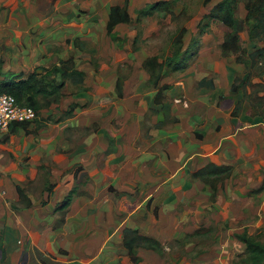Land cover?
<instances>
[{"label": "crops", "instance_id": "crops-1", "mask_svg": "<svg viewBox=\"0 0 264 264\" xmlns=\"http://www.w3.org/2000/svg\"><path fill=\"white\" fill-rule=\"evenodd\" d=\"M98 1L104 0H35L32 11L30 0H7V9L0 11V16L11 26L4 25L3 32L7 33L9 26L8 33L25 35L26 46L36 51L29 57L31 65H55L57 57H64L63 52H52L60 40L57 36H88L95 25L106 33ZM20 65L4 63L0 81L25 77ZM217 84L211 85L214 89L201 87L195 95L190 88L185 90V107L175 111L179 120L170 131L155 129L145 144L136 140L139 134L135 131L98 129L81 140L83 147L80 141L65 156L69 143L63 139L64 127L74 125V117L40 123L46 111L42 108L34 131L20 127L8 141H1L0 170L14 176L47 164L48 156L60 166L57 168L77 162L83 167L77 173L78 183L83 176L78 186L70 184L72 173L65 178L69 184L63 187L76 189L66 212L57 209V194L46 202L45 193V203L22 207L16 203L19 196L14 188L7 200L0 201L6 264H19L21 254L28 256L25 264L32 262L29 254L37 264L34 251L59 262L61 250L67 264H230L233 256L244 253V244L230 234L227 238H185L201 227L224 226L227 221L234 222L228 225L230 229L244 230L257 225L263 218L258 214H264V118L251 117L247 101L241 110L237 109L239 99H228L226 106H219L223 95L216 90ZM156 94L150 108L155 107ZM78 110L77 106L72 113L78 114ZM92 110L90 106L83 113ZM138 122L139 117H133L131 128L136 129ZM52 125H59L60 130L54 128L51 133ZM24 156L27 161L22 162ZM209 163L230 167L228 174L215 182L214 190L204 179L192 176ZM131 229L154 239L162 249L166 244L164 255L135 246L133 260L123 243L124 232Z\"/></svg>", "mask_w": 264, "mask_h": 264}, {"label": "rangeland", "instance_id": "rangeland-1", "mask_svg": "<svg viewBox=\"0 0 264 264\" xmlns=\"http://www.w3.org/2000/svg\"><path fill=\"white\" fill-rule=\"evenodd\" d=\"M30 1L31 9L34 11L35 0ZM155 1L158 0H129L130 20L114 27V38L108 36L107 32L105 33V30L99 25H95L96 28L88 36L75 37L71 35L69 38H66L65 35L57 36L60 40L58 44L53 45L52 52L55 51L58 54L63 52V59L57 57L58 63L60 60H73L75 73L65 80L64 85L55 95L39 100L41 108L46 110L45 113L43 112L41 117L40 111L35 113L32 122H27L25 126L31 127L34 131L35 126H38L39 119H42L40 123H55L74 117L75 124L64 127L63 139L69 143L68 150L63 151L65 156L83 138L86 139L92 133H97L98 129L108 130L109 133H112L113 130L135 131L139 134L136 140L145 144L156 133L155 129L170 131L179 120L175 111L185 107V90L190 88V92L195 95V91L201 87L211 89L213 87L211 85H216L217 82L215 88L223 95L219 97V106H226L228 99L231 102L239 99L238 109L242 107L244 101H247L250 105L248 114L251 117L260 115L264 118V91L258 85L260 83L264 85V66L255 61L257 67H260V70H256L254 59L248 54L255 49L253 42L256 40L257 45L264 46V38L259 37L249 41L250 24L244 22L247 17L244 5L249 0H241L236 12L240 23L238 30L240 44L243 47V51L238 52L241 54L240 59L237 55L225 53L221 49V43L231 29L210 17L215 15L214 6L220 0H176L168 12L154 13L146 17L140 16L139 11ZM122 2L123 0L98 1L96 7L100 10L99 14L102 19L105 20L109 6ZM103 3L106 4L103 5ZM7 6V0H0L1 12L5 11ZM63 10L61 9L62 12ZM1 16L0 69L6 62L14 64V66L20 62L21 65L18 68L21 73L25 74L24 76L41 67L50 69L53 64L48 67L30 64L31 58L29 59V57L36 53L31 49L35 48L26 46L27 42L23 41L25 35H20V32L8 33L11 23L4 21ZM138 16H140L139 19H137ZM94 21L97 22L98 19L94 18ZM4 25H9L5 34L3 32ZM198 25L206 26L204 33L200 34ZM182 28H185L186 32L181 38V44H176ZM193 37L199 39V46L189 45ZM71 43L73 46H70ZM173 52H177L179 59L186 65L185 68L172 71L171 67H166L155 86L149 82V73L143 66L144 60L151 56H157V60L161 61ZM24 53H27V59L21 57V54ZM25 60H27V65L24 64ZM1 76L0 80L3 79ZM200 80H204V83L201 84ZM60 81L58 79L56 83ZM117 81H120L122 95H119L116 89ZM210 82H212L211 85H209ZM233 86L237 88V91L231 90ZM159 90L160 96L153 103L155 107L150 108L151 101H154V96ZM71 105L75 108L79 107L78 114L72 113L75 108L71 113L67 111ZM90 106H92V112L83 113V109ZM135 116L139 117V122L137 128L132 129ZM153 116H156V120H153ZM48 127L46 125V128ZM54 128L60 130L59 125H52L51 133ZM83 141L80 143L81 147H83ZM47 158V164L36 166L22 175L14 176L13 172L0 170V201L7 200L8 192H13L12 189L19 185L33 199L32 201L29 199L30 202L29 200H17L16 203L21 204L22 207L28 206L27 204H32V202L45 203V193H48L46 202L57 194V202L60 203L68 193L67 189L63 187V184H69L65 181L68 173L73 175L70 183L72 187L78 186L83 181L82 176L78 183L77 173L83 168L81 162L74 163L71 167H65L62 164L61 168H57L60 166L54 163L49 156ZM25 161H27V156L22 158V162ZM73 167H75L74 170ZM13 207L17 208L16 204ZM259 216L263 218L257 225L246 226L244 230L242 228L237 231L230 229L228 225L234 224V222L227 221L229 223L224 226L209 224L207 227H201L195 235H188L185 238H227L230 234L231 238L238 241L234 233L245 232L246 234L250 233L248 235L256 236L258 241L264 243L263 212H260ZM5 231L4 224L0 221V249L3 252ZM203 242L208 243L209 240L204 239ZM171 246L172 241L169 243V247ZM165 247H167L166 244ZM165 247L163 249L161 247L160 251H155L163 256ZM236 250H239L238 247ZM4 254L2 255L0 250V264H6ZM33 254L36 256L37 264H67L62 259L64 254L61 250L57 253L60 257L59 262L51 260L50 255L44 256L38 251H34ZM31 255L29 254L32 261L30 264H36L33 255ZM245 256L247 254L244 250V253L233 256L230 264H243L242 259ZM19 258V264L28 262L26 255L21 254Z\"/></svg>", "mask_w": 264, "mask_h": 264}, {"label": "trees", "instance_id": "trees-1", "mask_svg": "<svg viewBox=\"0 0 264 264\" xmlns=\"http://www.w3.org/2000/svg\"><path fill=\"white\" fill-rule=\"evenodd\" d=\"M175 1L176 0H158L152 2L146 8L141 9L139 14L140 16L146 17L151 16L154 13L168 12ZM240 1L241 0H220L214 6L215 15L210 16L212 19L221 22L224 26L231 29L221 43V49L225 53H233L237 55L238 59L241 57V54H238V52L243 51L238 33L240 23L236 16ZM128 3L129 0H123L121 4H112L108 8L106 32L111 38L115 37L114 27L117 24L126 23L130 20ZM244 8L247 11V17H245L244 22L250 24L249 41L256 40L259 37L264 38V0H249L244 5ZM140 16H138L137 19H139ZM198 27L200 34L205 32L206 26L198 25ZM185 32V28L180 30L176 44H181V38ZM256 41L253 42L255 49L248 54L254 59L253 63L256 66V70H260V67H257V62L264 66V46L257 45ZM189 45L193 47L199 46V39L195 37L191 38ZM72 63L73 60L71 59L60 60L58 64L53 65L50 69H43L42 67L38 68L41 69L40 73L38 72V69H35L25 77L0 81V93L12 94L20 104L30 106L35 110V113H38L41 109L39 100L55 95L59 88L64 85L65 80L74 75L75 70ZM143 66L149 73V82L156 86L160 80V74L163 73L166 67H171L172 71H179L184 69L186 65L179 59L177 52H173L170 56L165 57L161 61L157 60V56L148 57L144 60ZM58 79L61 81L56 83V80L58 81ZM203 81L204 80H200L199 82L202 84L204 83ZM211 84L212 82H210L209 85ZM258 85L261 86V89L264 91V85L261 83ZM116 89L119 95H122L120 81L116 82ZM231 90L235 92L237 91V88L233 86ZM158 96H160V90L157 92L156 98H158ZM74 108L75 107L71 105L67 111L71 113ZM235 113L236 111H233V115H235ZM26 123L27 122H15L10 124L9 130L2 136L1 141H8L9 135L14 134L20 127H25ZM229 171V166H218L209 163L201 169L193 172L192 176L204 179V182L210 184L214 190L215 182L218 179L220 180L223 176H226ZM15 189L19 196V200H29L21 186L16 185ZM75 193V188L69 190L57 206V209L64 211L69 206L72 196ZM27 205H30V203ZM65 214L61 217V222L64 220ZM234 236L245 246V254H247V256L242 259L243 264H264V243L258 241L256 236L248 235L245 232L234 233ZM123 243L129 253L133 256V260H136V257L134 258L133 255L135 246H142L159 251L161 250L160 244L157 241L139 235L136 229L124 232ZM0 250L3 255V250Z\"/></svg>", "mask_w": 264, "mask_h": 264}, {"label": "built area", "instance_id": "built-area-1", "mask_svg": "<svg viewBox=\"0 0 264 264\" xmlns=\"http://www.w3.org/2000/svg\"><path fill=\"white\" fill-rule=\"evenodd\" d=\"M35 118V110L20 104L12 94L0 93V142L9 126L15 122H31Z\"/></svg>", "mask_w": 264, "mask_h": 264}]
</instances>
